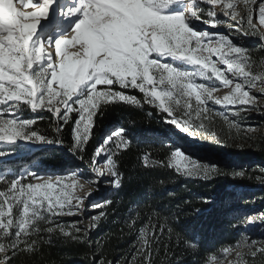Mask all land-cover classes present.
Returning <instances> with one entry per match:
<instances>
[{"label": "snow or ice", "instance_id": "1", "mask_svg": "<svg viewBox=\"0 0 264 264\" xmlns=\"http://www.w3.org/2000/svg\"><path fill=\"white\" fill-rule=\"evenodd\" d=\"M256 3L257 0H0V144L7 145L0 149V158H5L0 160V264H12L20 253L36 255L42 245H51L54 239L91 247L94 242L90 231L106 218V209L113 201L86 204L93 190L80 196L76 189L84 187L81 178L95 184L96 191L105 182L119 188L122 173L117 154L127 150L131 142L120 127L95 148L87 172H49L47 179L38 171L17 172L15 162L6 159L22 146L62 145L59 137L63 126L71 124L69 150L83 160L93 135L94 118L113 102L152 105L165 115L167 123L193 138L204 136L219 143L220 136L210 127L214 117L221 118L238 136L245 130L238 119H246L244 113L249 110L264 107L259 101L264 97V59L257 63L250 50L231 37L256 36L264 41V32L259 30L264 27V2L258 8L254 7ZM222 17L230 18L231 23ZM194 21L207 27L197 28ZM224 24L228 34L208 30ZM217 83L229 88L223 97L214 95ZM133 89L143 94L142 100L129 94ZM253 89H258V94L254 95ZM209 102L224 110L214 111ZM26 111L34 115L25 118ZM45 111L51 113L54 138L41 134L37 127ZM229 114L238 119H230ZM247 130L251 131L252 126L248 125ZM142 161L144 166L150 165L147 154ZM159 163L187 178L210 180L246 175V171L227 172L180 148L170 150L167 160ZM259 171L264 174V168ZM257 179L264 183V175ZM89 209L99 212L88 225H82ZM76 215L80 220H59L61 216ZM154 215L159 217V213ZM139 219V211L130 210L124 223L137 233L136 240L127 250L131 258L122 256L116 264H155L168 218L161 223L149 216L137 230ZM256 220L264 221V215L249 217L248 223ZM167 232L171 237L173 229L167 227ZM176 237L190 248L198 247L178 233ZM95 246L99 248L100 242L96 241ZM237 246L248 252H237V259L230 264H248L243 260L245 255L253 260L258 254L264 257V244L257 246L256 241L249 243L245 239ZM164 251L169 253L167 244ZM222 251L227 254L231 249L225 247ZM99 264L112 262L102 259ZM206 264L222 262L210 255Z\"/></svg>", "mask_w": 264, "mask_h": 264}, {"label": "trees", "instance_id": "2", "mask_svg": "<svg viewBox=\"0 0 264 264\" xmlns=\"http://www.w3.org/2000/svg\"><path fill=\"white\" fill-rule=\"evenodd\" d=\"M143 99L138 91H129ZM25 118L34 114L24 113ZM44 116L37 127L41 134L54 138V123L51 113ZM95 120L93 135L87 145L84 159L69 150L72 143L71 124L64 125L60 134L62 145H46L34 151L40 163L50 169L88 168L95 148L114 130L123 127L130 147L117 154L122 185L114 188L108 199L113 203L106 209V218L96 227L90 247L87 244H71L54 239L51 245H42L38 254L20 253L13 258L12 264H95L102 259L116 264L122 256L131 258L127 250L136 240L137 233L130 231L125 220L130 210L140 213L135 225L138 230L152 216L163 223L167 217V227L173 229L169 237L167 227L162 237L160 251L155 256V264H206L210 255L218 256L225 247L236 246L248 230L244 225L245 217L264 215V183L259 170L264 168V135L250 141V145L231 147L209 140H199L192 144L200 152V160L213 161L218 167L232 171H246L244 177L231 175L217 176L210 180L187 178L173 168L165 167L170 150L179 145L171 139V133L180 140L189 141L176 127L166 122L160 110L148 104L141 107L123 102H113L104 107L102 115ZM147 154L150 165L144 166L142 157ZM37 156V157H38ZM28 160V159H27ZM207 201L204 203L203 201ZM198 209V211H196ZM154 213H159V217ZM132 215L135 213L132 212ZM263 233L259 236L264 244V221L260 220ZM198 247H188L183 240L178 241L176 234ZM256 237V236H255ZM100 242V247L95 242ZM169 253L166 255L164 245ZM248 264H264V257L247 256Z\"/></svg>", "mask_w": 264, "mask_h": 264}, {"label": "rangeland", "instance_id": "3", "mask_svg": "<svg viewBox=\"0 0 264 264\" xmlns=\"http://www.w3.org/2000/svg\"><path fill=\"white\" fill-rule=\"evenodd\" d=\"M260 2H264V0H257V3H256V5H254V7L258 8V5ZM240 9L243 11L242 4L240 5ZM25 10L30 11L31 9H25ZM222 19H225L227 21V23H231L230 18L222 17ZM254 22H257V16L255 13H254ZM194 23L196 24L197 28L207 27V26L202 25L199 21H194ZM208 30L228 34V29H227L226 24L219 25L216 28L208 27ZM259 30L261 32H264V27H260ZM231 38L233 39V41L235 43L242 44L243 46L247 47L252 54V59L254 61H256L257 63H259V61L261 59H264V50L261 49V45H262V43H264V41H261L259 37L241 35L239 38H237L236 36H232ZM49 50L52 51L53 49H49ZM213 59H215V57H213ZM218 66L226 67L223 65H218ZM188 67H189V70H191V66H188ZM98 87H102V86H98ZM130 91H138L139 92V90H135V89L130 90ZM228 91H229V88L223 87L222 85L217 83V91L214 93V95L217 97H223V95L226 94ZM252 93L254 95L258 94V89H253ZM259 101H260L261 105H264V97H259ZM193 103H194V101H193ZM209 106L212 107L214 109V111H223L224 110L222 108V106L213 105L211 102H209ZM261 112H264V107H261V108L256 109V110H249L248 112L244 113V116L246 117V119H238V118L233 117L229 114L230 119H238V122L245 129L243 132L240 133L239 136L236 134V131L234 129L229 131L227 126L223 123V121L219 117H214L213 122L210 125V127H212V129L214 131H216L218 133V135L220 136V142L219 143H221V144L228 145L231 147H242V146L250 145V141L255 140V138L264 135V115H261L260 114ZM248 125L252 126L251 131L247 130ZM177 131L182 136H186V138H188L189 141L186 142L184 140L183 141L180 140V138H178L177 135H175L174 133H171V136H170L171 139L174 140L175 143H177L179 145L178 148H180L186 154L191 155L193 158H196L199 160H200L201 154H200V152L196 151V149L193 148L192 144H195V142L197 143L199 140H209V141H213V142L217 143L214 139H211L208 137L197 136V137L193 138V137H190L188 134L183 133L179 129H177ZM242 137H250V139L249 138H243L242 139ZM42 146H46V145H33L30 147H23L22 146L21 148H19L17 150L16 154H14L13 156L8 157L6 159L15 162L13 166L17 172L23 171L24 169L42 172V173H45L44 179L48 178L47 173H49V172L54 173V174H60V175H68V173L71 170H79L82 172H87V170L89 169V167L84 168V169L83 168L69 167V168H65L62 170H55V169L47 168V167L43 166L40 163V161L38 160L40 157L38 155H37L38 157L37 156L34 157V153H33L34 151L37 150L38 147H42ZM6 147H7V145L0 144V149L6 148ZM4 159L5 158H0V160H4ZM201 161H203V160H201ZM203 162L213 163V161H210V162L209 161H203ZM80 183H82L84 185V187H83V189H79V188L76 189L77 195L83 196L86 192H88V190L90 188L93 190V195L90 197L89 201H85L86 204L93 203V202H100L104 199H108L111 192L114 190V188L109 186L106 182L102 183L100 185L99 191H96L95 184L87 183V182H85V180L83 178L80 179ZM98 212H99V209H96V210L89 209V211L86 214H84L85 218L81 221L82 225H88L91 221V217L94 215H97ZM253 216L259 217V215H256V214L248 215L247 217H245L244 225H245L246 229L248 230L249 234L246 235L245 238H243L239 243H242L245 239H247V241L249 243H251L252 241H256L257 246H259L260 244H262V241H261L259 236L263 233V229L259 225L260 220H256L252 223H248V218L253 217ZM59 220H60V222H63V223H71L73 221L80 220V215L61 216V217H59ZM95 229L90 231V239H91L92 234L94 233ZM237 245L234 247H228L231 249V251L227 254H224L222 251L220 253V255L216 256L217 260L219 262H222V264H230V262H233L237 259V257H236L237 252L245 253V254L248 252L247 248L238 247ZM243 260H247V255H245L243 257ZM95 264H99V263H95Z\"/></svg>", "mask_w": 264, "mask_h": 264}]
</instances>
